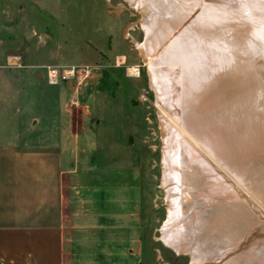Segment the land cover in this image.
Returning <instances> with one entry per match:
<instances>
[{
    "label": "bare ground",
    "instance_id": "bare-ground-1",
    "mask_svg": "<svg viewBox=\"0 0 264 264\" xmlns=\"http://www.w3.org/2000/svg\"><path fill=\"white\" fill-rule=\"evenodd\" d=\"M126 1L160 110L162 242L191 264H264V246L224 261L262 223L236 188L264 208V0Z\"/></svg>",
    "mask_w": 264,
    "mask_h": 264
},
{
    "label": "rangeland",
    "instance_id": "rangeland-1",
    "mask_svg": "<svg viewBox=\"0 0 264 264\" xmlns=\"http://www.w3.org/2000/svg\"><path fill=\"white\" fill-rule=\"evenodd\" d=\"M142 20L126 0H0V91L19 97L9 106L19 107L25 122L35 116L40 129L50 122L45 107H66L77 129L95 128L86 141L104 187L120 188V206L136 208L130 224L141 229L140 243L131 245L140 263L191 264L189 255H177L161 239L168 220L163 141L155 92L134 43L145 41ZM83 68L91 72L83 81L50 84L51 69ZM236 189L262 223L224 261L264 246V208Z\"/></svg>",
    "mask_w": 264,
    "mask_h": 264
},
{
    "label": "crops",
    "instance_id": "crops-1",
    "mask_svg": "<svg viewBox=\"0 0 264 264\" xmlns=\"http://www.w3.org/2000/svg\"><path fill=\"white\" fill-rule=\"evenodd\" d=\"M18 98L0 91V264H141L131 245L140 243L136 208L104 187L86 141L95 128L45 107L50 122L40 129L9 106Z\"/></svg>",
    "mask_w": 264,
    "mask_h": 264
},
{
    "label": "built area",
    "instance_id": "built-area-1",
    "mask_svg": "<svg viewBox=\"0 0 264 264\" xmlns=\"http://www.w3.org/2000/svg\"><path fill=\"white\" fill-rule=\"evenodd\" d=\"M91 72L87 68L79 70H49V81L51 84H58L61 82H69L70 80L78 77L80 81L85 80Z\"/></svg>",
    "mask_w": 264,
    "mask_h": 264
}]
</instances>
